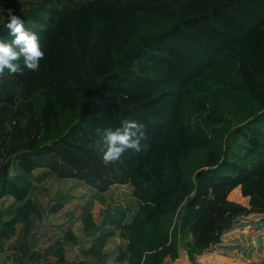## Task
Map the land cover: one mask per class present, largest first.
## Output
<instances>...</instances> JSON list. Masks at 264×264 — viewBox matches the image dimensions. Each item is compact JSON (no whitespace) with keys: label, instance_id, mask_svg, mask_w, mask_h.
<instances>
[{"label":"trees","instance_id":"1","mask_svg":"<svg viewBox=\"0 0 264 264\" xmlns=\"http://www.w3.org/2000/svg\"><path fill=\"white\" fill-rule=\"evenodd\" d=\"M47 178L83 183L100 202L130 185L134 205L96 224L89 201L82 238L67 229L41 246ZM6 199L4 264H107L116 238L117 264H166L179 250L202 264L240 219L260 217L264 234V0L0 5ZM83 241L69 260L67 245Z\"/></svg>","mask_w":264,"mask_h":264},{"label":"rangeland","instance_id":"2","mask_svg":"<svg viewBox=\"0 0 264 264\" xmlns=\"http://www.w3.org/2000/svg\"><path fill=\"white\" fill-rule=\"evenodd\" d=\"M18 1L0 0V5L9 6L12 2L17 3ZM39 175L38 171L33 173L34 177ZM37 190H39L36 195L37 199H40L45 211L42 223L37 226V230L41 231V236L46 238V240L39 241L41 246L67 229L73 230L77 235H83L79 216L81 207L89 201L93 203L91 213L96 224H99L106 216L113 215L120 208L134 205L130 185L112 186L101 196L102 202L99 201V194L96 191L74 180L47 178L37 185ZM58 196H61L59 201L63 203V209L52 215L47 212V209ZM230 199L242 205L246 204L238 193L232 195ZM11 206V199L4 200L0 203V212L7 215ZM259 223H261L260 217L238 220L232 229L222 236L221 243L198 256L197 261L202 264H259L264 259V234L254 233L257 226L261 225ZM14 240L7 242V245ZM66 248L69 260L75 261L80 257L75 254L73 247L67 245Z\"/></svg>","mask_w":264,"mask_h":264},{"label":"crops","instance_id":"3","mask_svg":"<svg viewBox=\"0 0 264 264\" xmlns=\"http://www.w3.org/2000/svg\"><path fill=\"white\" fill-rule=\"evenodd\" d=\"M70 219V218H69ZM80 222V221H79ZM78 222V223H79ZM81 224V223H80ZM82 225V224H81ZM71 230V229H70ZM72 232H73V234L77 237V238H82V236L83 235H77L73 230H71ZM83 232V231H82ZM120 244H123L124 245V242H121L119 239H113L112 241H111V243L107 246V248H106V252L107 253H109V254H111V257L109 258V260L107 261V264H117V263H115L114 262V255H113V252H115L114 250H115V248L118 246V245H120ZM115 245V246H114ZM88 247V245H87V241H83V242H80L77 246H74L73 247V250H75V254L77 255H80V251L82 250V249H86ZM76 249H77V251H76ZM67 250V249H66ZM79 250V251H78ZM67 255H68V253H67ZM75 255V256H76ZM68 258H69V255H68ZM0 264H4V262H3V256H0Z\"/></svg>","mask_w":264,"mask_h":264},{"label":"water","instance_id":"4","mask_svg":"<svg viewBox=\"0 0 264 264\" xmlns=\"http://www.w3.org/2000/svg\"><path fill=\"white\" fill-rule=\"evenodd\" d=\"M166 264H190V262L188 261L187 257L185 256L184 252L179 250L178 251V258L170 261Z\"/></svg>","mask_w":264,"mask_h":264}]
</instances>
